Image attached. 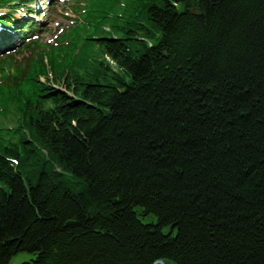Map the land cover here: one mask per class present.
I'll return each instance as SVG.
<instances>
[{"label":"trees","instance_id":"trees-1","mask_svg":"<svg viewBox=\"0 0 264 264\" xmlns=\"http://www.w3.org/2000/svg\"><path fill=\"white\" fill-rule=\"evenodd\" d=\"M111 21L114 70L25 97L0 137V264H264V0Z\"/></svg>","mask_w":264,"mask_h":264},{"label":"rangeland","instance_id":"rangeland-1","mask_svg":"<svg viewBox=\"0 0 264 264\" xmlns=\"http://www.w3.org/2000/svg\"><path fill=\"white\" fill-rule=\"evenodd\" d=\"M44 4H42L41 2L38 4H35V3L32 4V7H34L33 9L36 12V15H33V18L29 17L28 21L33 20V22H34V20L36 18H38L40 20V22L38 24L39 30L36 34L29 36V39H27L22 44V46H20V48L23 46L25 47L26 44H30L29 46L31 48L33 47V49L36 50V53H39L40 51L44 52L48 48L51 49V47L59 48L60 42H61V40H63L62 36H64V35L68 36V33L66 31L70 30L69 35L73 34V30H74L73 25L77 22V19L79 18V15L81 14V12L83 10L82 8H80V10H77L75 12V8L82 7V5L78 4L76 7L73 4L72 0H53L52 3H50L48 5L47 10H42L41 8ZM70 10H71V13H70ZM21 12H25V11L22 10ZM75 13H76V19L74 20V23H73V19L71 18V16L75 15ZM20 15L23 16L22 13H20ZM27 24H28L27 22L24 23V25H27ZM82 31H83V29L80 28V32H82ZM107 31H108L107 27L104 26L103 32H107ZM28 35H30V34H28ZM104 35H107L109 37L110 34L105 33ZM23 37H24V39H26L27 33H25L23 35ZM19 41L20 40H18L17 42H19ZM69 41H70V39H68V42ZM26 42H28V43H26ZM87 46H89V47L87 49V53L84 55L85 59H84V61L78 63L75 66L74 73H80V74H82V76H83V74L89 75L90 73L93 72L92 71L93 64H96V65H94L96 67L97 63H100L101 65H104V66H110V68H112L114 70V65L111 64L109 61H107V59L105 58V56L103 54L101 56V54L99 52L97 53V51H94L92 49V46H90V45H87ZM69 51H70V49H67L68 54H70ZM29 54H30V52H29ZM57 54L61 55L63 53L58 51ZM28 56H29L28 51H26L22 55V57H20V60H18V59L16 60V64L20 63V66L23 69H25L26 66L28 64H30V61H29L30 59L28 60V58H27ZM54 56H56L55 52H54ZM31 57L32 56H30V58ZM44 61H45V59H44ZM70 62H71V57H70L69 63ZM104 62H107L108 65ZM59 69H60V67H59ZM64 69L67 71L69 68L64 67ZM13 70H14V68H13ZM3 72H7L6 74H8V77L12 76V74H11L12 72H8L7 69H5ZM2 75H4V74H0V86L5 85V86L9 87L10 83H11V79L10 80L4 79L2 77ZM50 76H51V74L48 72V74H46V78H49ZM46 81H49V80L46 79ZM44 82H45V80H44ZM58 84H60V81H58ZM16 117H14L11 113H7L6 118L0 117V124L4 128L8 127V126L9 127H17L18 124L15 121ZM29 260H30L29 255L24 254V253H20V254H18L12 258V260L10 261V264H27V262H29Z\"/></svg>","mask_w":264,"mask_h":264},{"label":"water","instance_id":"water-1","mask_svg":"<svg viewBox=\"0 0 264 264\" xmlns=\"http://www.w3.org/2000/svg\"><path fill=\"white\" fill-rule=\"evenodd\" d=\"M159 264H163V262L159 263Z\"/></svg>","mask_w":264,"mask_h":264}]
</instances>
